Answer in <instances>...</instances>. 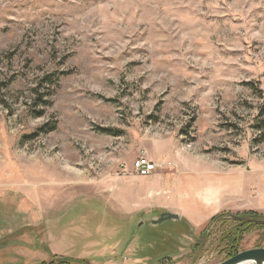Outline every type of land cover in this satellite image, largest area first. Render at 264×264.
Masks as SVG:
<instances>
[{"label":"rangeland","instance_id":"374dc122","mask_svg":"<svg viewBox=\"0 0 264 264\" xmlns=\"http://www.w3.org/2000/svg\"><path fill=\"white\" fill-rule=\"evenodd\" d=\"M138 157L160 166L140 177ZM177 162L264 185V0H0V195H19L2 210L34 203L0 264H217L264 247V217L188 230L110 207Z\"/></svg>","mask_w":264,"mask_h":264},{"label":"crops","instance_id":"0c3cea01","mask_svg":"<svg viewBox=\"0 0 264 264\" xmlns=\"http://www.w3.org/2000/svg\"><path fill=\"white\" fill-rule=\"evenodd\" d=\"M151 180L154 182L148 190L138 191V195H109L110 207L126 215H150L154 220L163 212L174 213L178 218H169L174 220L173 224H183L188 230L199 229L209 218L223 211L264 214V185L258 174L253 176L251 183L245 179L244 173L224 180L219 173L188 169L177 162L172 170L157 173ZM13 196L19 197L0 195V242L7 236L3 233L19 232V208L34 205L33 202H16L4 212L3 202Z\"/></svg>","mask_w":264,"mask_h":264},{"label":"water","instance_id":"95a60500","mask_svg":"<svg viewBox=\"0 0 264 264\" xmlns=\"http://www.w3.org/2000/svg\"><path fill=\"white\" fill-rule=\"evenodd\" d=\"M169 218L176 219L178 218V215L170 212H163L156 220L152 222L154 224L160 223ZM217 264H264V247L251 248L240 251Z\"/></svg>","mask_w":264,"mask_h":264},{"label":"built area","instance_id":"2783aa9c","mask_svg":"<svg viewBox=\"0 0 264 264\" xmlns=\"http://www.w3.org/2000/svg\"><path fill=\"white\" fill-rule=\"evenodd\" d=\"M158 166L160 165L155 164L154 162H151L146 157H138L137 159H135L132 165L133 170L140 177L150 176L156 170Z\"/></svg>","mask_w":264,"mask_h":264},{"label":"trees","instance_id":"16d2710c","mask_svg":"<svg viewBox=\"0 0 264 264\" xmlns=\"http://www.w3.org/2000/svg\"><path fill=\"white\" fill-rule=\"evenodd\" d=\"M247 84H249V83H247ZM227 214H228V216L233 217L234 219L235 218L242 219L244 217H257V216L264 217V214H261V213L255 212V211H244V212H238V213H231V212L223 211V212H220V213H217L216 215H214L211 220H213L216 217L224 216ZM233 236H235V235H233ZM231 248H232V246H231ZM236 253H237L236 249H231L227 252V255H228V257H231V256L235 255Z\"/></svg>","mask_w":264,"mask_h":264}]
</instances>
